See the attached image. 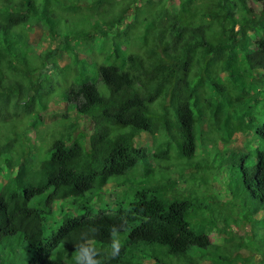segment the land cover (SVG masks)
Returning <instances> with one entry per match:
<instances>
[{
  "label": "trees",
  "instance_id": "trees-1",
  "mask_svg": "<svg viewBox=\"0 0 264 264\" xmlns=\"http://www.w3.org/2000/svg\"><path fill=\"white\" fill-rule=\"evenodd\" d=\"M263 86L264 0H0V246L19 238L27 264H264ZM233 172L252 218L215 196ZM136 177L127 205L107 197Z\"/></svg>",
  "mask_w": 264,
  "mask_h": 264
},
{
  "label": "rangeland",
  "instance_id": "rangeland-1",
  "mask_svg": "<svg viewBox=\"0 0 264 264\" xmlns=\"http://www.w3.org/2000/svg\"><path fill=\"white\" fill-rule=\"evenodd\" d=\"M264 89V86L262 87ZM252 94V92H250ZM262 99H264V95L261 96ZM48 116H53L55 117L56 114L59 113V110L54 107L53 105L50 106V108L48 109ZM250 134V133H249ZM245 136H241L239 139H237V144L233 146H231V148L233 149H241V145L244 141ZM140 141H137V146L138 147H142V148H146L148 149V145L146 143V139L141 137V138H137ZM144 139V140H142ZM44 143H47L50 139L48 137H43L42 138ZM263 141L261 142V144H257V146H259V148L261 149V145H262ZM148 160V159H147ZM151 162L148 160V164H150ZM228 170H225L223 175L220 173H216V176H219L220 179L222 180L223 177H225V173ZM142 172V171H139ZM201 178V181L199 182V188H204L205 184H206V179L204 178V176L201 174L199 175ZM240 176H238L236 174V172H233V178L235 179V181L231 180V179H227L225 181V183H223L222 181H219L223 184H220L218 182L217 184V192L215 193L216 198L218 199H223L226 195H228L230 197V202L233 200L237 201L235 203H237V205L239 206V208L241 209V212L244 213L245 217H249L252 218L250 216H252V209H250V207L248 206V202H249V195H248V191L246 190L245 192V186L244 184H241L240 182ZM139 179L136 177L133 180H128V179H122L119 181L120 184H122L121 188L118 190H112L109 189L107 192V197L110 200H113L114 197L116 196L117 193H119V197H120V201L123 202L125 205H127L129 202H131L133 200V195L134 193L137 191V187L139 186ZM203 196L199 197L201 201H203L207 208L211 210L210 206H211V199L206 198L207 195H204V193H202ZM242 195V196H241ZM241 196V197H240ZM110 200H108L109 202H111ZM223 203V201H222ZM66 204L69 205V207L66 208V214L65 216H75L76 214H78L79 210L75 211L72 207V201H68ZM83 204V203H80ZM221 204V203H220ZM234 204V203H233ZM90 206H93L92 204L89 203ZM58 206V204L56 205ZM55 206V207H56ZM221 206V205H220ZM259 209L261 208V205H259ZM227 210V208H226ZM93 211L95 213H97L96 209H93ZM237 217L240 218L239 213L235 212ZM210 215H212V213L210 212ZM262 212L259 211V213L257 215H255V217L258 219L262 218ZM64 215H58L56 212L54 213V216H52L49 221L51 223V225L46 226L45 231H44V238L49 237L50 233L53 231V229L56 228V226H58L60 223H57L58 220L61 222ZM240 222L237 221V223ZM250 222V221H249ZM57 223V224H56ZM240 231H243L242 227L239 226ZM260 229H262L259 226ZM243 233V232H241ZM216 241V240H214ZM30 258V254L27 251V248L24 244V242H22L19 238H16L13 242H10L6 245L0 246V262L2 264H27L28 260ZM258 259V258H255Z\"/></svg>",
  "mask_w": 264,
  "mask_h": 264
},
{
  "label": "clouds",
  "instance_id": "clouds-1",
  "mask_svg": "<svg viewBox=\"0 0 264 264\" xmlns=\"http://www.w3.org/2000/svg\"><path fill=\"white\" fill-rule=\"evenodd\" d=\"M64 204V202H62ZM60 204V203H59ZM72 217V216H71Z\"/></svg>",
  "mask_w": 264,
  "mask_h": 264
}]
</instances>
